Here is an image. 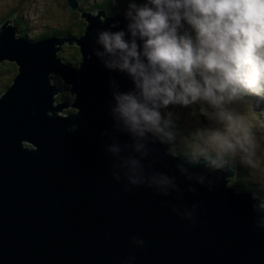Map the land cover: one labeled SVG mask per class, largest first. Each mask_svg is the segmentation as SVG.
I'll return each mask as SVG.
<instances>
[{
  "label": "water",
  "instance_id": "1",
  "mask_svg": "<svg viewBox=\"0 0 264 264\" xmlns=\"http://www.w3.org/2000/svg\"><path fill=\"white\" fill-rule=\"evenodd\" d=\"M65 2L85 21L79 37L34 41L14 18L0 26V65L17 67L0 96V264H264L254 193L230 185L236 170L186 163L169 152L175 142L150 134L143 172L124 164L139 154L115 130L113 82L121 92L134 84L95 50L99 30L126 31L128 21ZM64 46L79 49L77 66L58 58ZM64 93L71 101L57 103ZM116 141L122 157L108 151ZM158 173L173 183H154Z\"/></svg>",
  "mask_w": 264,
  "mask_h": 264
},
{
  "label": "clouds",
  "instance_id": "2",
  "mask_svg": "<svg viewBox=\"0 0 264 264\" xmlns=\"http://www.w3.org/2000/svg\"><path fill=\"white\" fill-rule=\"evenodd\" d=\"M124 16L126 31L97 32L96 43L103 51L97 48L95 55L134 84L132 91L121 92L113 82L111 105L115 130L127 133L139 154L124 158L131 173L143 172L149 134L152 143L176 139L170 130L171 113L165 118L161 109L201 101L213 110L201 107V113L217 120L223 130L208 135L213 152L185 154V162L199 165L203 160L205 168L229 165L234 170L231 162L239 155L242 165L255 170L259 144L244 117L229 105L247 95L264 96V0H128ZM100 21L106 23L107 18ZM108 151L122 157L118 141ZM170 152L175 154L174 149ZM152 179L160 185L173 183L163 173ZM252 199L257 227L264 228V198L254 193Z\"/></svg>",
  "mask_w": 264,
  "mask_h": 264
},
{
  "label": "rangeland",
  "instance_id": "3",
  "mask_svg": "<svg viewBox=\"0 0 264 264\" xmlns=\"http://www.w3.org/2000/svg\"><path fill=\"white\" fill-rule=\"evenodd\" d=\"M100 1L101 0H92L89 6ZM12 10L16 11V15L22 16L23 22L25 21V23H27L23 29L29 28V34L26 37L28 39H33L43 33H50L54 29H73L76 31V23L80 22L73 21V18H77V16L79 15L73 13L68 8L65 0H0V19H2L8 12ZM68 48L69 46H64L62 50L57 54V56L60 60L63 61V63L73 64L74 66H77L78 64L67 62V59H70L71 61L73 59V61L76 63L79 59V57L75 55V50L73 48L69 50H63ZM8 64L13 63L5 62L1 65L0 76L5 75V73H7L6 71L10 69V66ZM4 78L5 77H0V81H2ZM55 79H58V77L53 78V84H57L60 87L67 88L62 84V81L59 82V79ZM61 95L56 98L57 103H63V101H65L62 100L63 97H61ZM262 105H264V96L252 95L249 99H245L243 97L242 99L233 102L231 105H229V107L234 110V112L238 116L244 117V123L250 128L251 135L259 144V148L257 150L258 164L257 168L254 170L252 180L254 181V183L264 184V112L262 113L260 109ZM201 107L206 108L209 113L213 111L210 107H208L207 104L201 101L192 104V110L187 114L183 113L182 115L175 116L176 120L174 121V123H177L178 121L180 125V128H177L175 133L173 130H171L176 136V139L174 141L175 145L172 148L174 149L175 154H178L176 153V148L179 145H182L183 149L186 148L185 146L190 145V143L193 142V134L195 133L198 134L200 139L196 144L191 147L192 152L200 153L202 151H214V149L208 143V135L211 131L223 130V125L220 124L217 120L211 119L209 118V116L202 114ZM166 109H163L165 118H167L168 114ZM71 110L72 109L65 110L64 112H62V115H69L68 113H70ZM182 132L188 134L180 135V133ZM179 137H181V139ZM232 163L241 164L240 156L237 155L235 159H232ZM230 185H232L231 182ZM261 189L264 190V187H261Z\"/></svg>",
  "mask_w": 264,
  "mask_h": 264
},
{
  "label": "trees",
  "instance_id": "4",
  "mask_svg": "<svg viewBox=\"0 0 264 264\" xmlns=\"http://www.w3.org/2000/svg\"><path fill=\"white\" fill-rule=\"evenodd\" d=\"M91 1L92 0H83L82 6L86 10H91V11H94L97 9L106 10L107 13L110 15H113L116 12H121L124 14V11L128 6V0H118V2L115 4H114L113 0H101L100 2L91 4V6H89ZM76 14H78V13H76ZM9 18H14L15 25L18 28L19 36H26L27 37L29 34L28 33L29 28L23 29L27 23H25V21L23 22L22 16L16 15V11L12 10V11L8 12L2 19H0V26ZM73 21L74 22L80 21L79 23H76L77 24L76 31L73 29H64V30L54 29L50 33L40 34L31 40L39 41L42 39H48L51 37H58V36L59 37H79L84 32L85 21L81 19L80 15L77 16V18L74 17ZM192 34L195 35L194 32ZM72 48L75 50L74 53L77 57H79V59L76 63L73 61V59H72V61L70 59H67V62L79 64L81 60H80V53H79L78 48L69 47L68 49H63V50H69ZM77 57H72V58H77ZM8 65L10 66V69L8 71H6L7 73H5V75L0 76V77H5L2 81H0V90H1L0 95L5 93V91L12 84L14 78L17 75V69H16L15 64H8ZM0 68H1V65H0ZM2 70H3V67H2ZM55 80H58V79H55ZM59 82H61V81L59 80ZM251 96L252 95H247L244 98L249 99V98H251ZM61 97H63L62 100L71 101L70 99H72L70 96V93L63 94V95H61ZM260 109L263 113L264 112V105H262V107ZM166 110L168 113H171V120L173 121V127L170 130H173L175 133L176 129L180 128L178 121H177V123H174V121L176 120L175 116L176 115H182L183 113L187 114L192 109H191V105H189L187 107H184L181 105H171ZM161 111H162V114L164 115V110L161 109ZM71 112H73V110H71L70 113ZM181 134L187 135L188 133L182 132V133H180V135ZM179 138L181 139V137H179ZM193 138H194L193 142L190 143V145L185 146L186 148L182 149V145H179L176 148V153L183 154V155H185V154L191 155L193 153L191 151V147L199 141L200 137L198 136V134L195 133V134H193ZM232 167L234 168V170L237 171L236 177L231 181L233 186L237 187V189L239 191L248 192V193H255L260 197H264V190L261 189V187H264V184L263 183H254V181L252 180L254 170H251V169L243 166L240 163H237V164L232 163Z\"/></svg>",
  "mask_w": 264,
  "mask_h": 264
},
{
  "label": "flooded vegetation",
  "instance_id": "5",
  "mask_svg": "<svg viewBox=\"0 0 264 264\" xmlns=\"http://www.w3.org/2000/svg\"><path fill=\"white\" fill-rule=\"evenodd\" d=\"M59 79V78H58ZM60 80V79H59ZM66 101H68V100H65L64 102H66Z\"/></svg>",
  "mask_w": 264,
  "mask_h": 264
},
{
  "label": "bare ground",
  "instance_id": "6",
  "mask_svg": "<svg viewBox=\"0 0 264 264\" xmlns=\"http://www.w3.org/2000/svg\"><path fill=\"white\" fill-rule=\"evenodd\" d=\"M60 79V78H59ZM60 81H61V79H60Z\"/></svg>",
  "mask_w": 264,
  "mask_h": 264
}]
</instances>
